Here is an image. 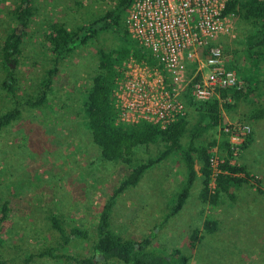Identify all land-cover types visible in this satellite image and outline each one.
Masks as SVG:
<instances>
[{
	"label": "rangeland",
	"instance_id": "374dc122",
	"mask_svg": "<svg viewBox=\"0 0 264 264\" xmlns=\"http://www.w3.org/2000/svg\"><path fill=\"white\" fill-rule=\"evenodd\" d=\"M33 2L36 15L24 34L16 62L9 63L10 68L5 69L1 63V46L16 27L12 12L20 0H0V115L41 91L47 71L54 67V56L44 39L51 22L62 23L68 30L86 28L112 5L94 0ZM251 29L249 23L235 18L232 30L220 38L226 63L233 59L237 63L234 71L240 67L247 71L245 41ZM117 44L115 32L102 31L87 45L78 47L56 64L58 71L43 107H20L19 119L0 130V207L4 202L9 207L0 229V264H82L64 258L38 257L37 253L62 242L48 220L51 213L59 217L67 233L78 225L94 238L105 202L129 170L128 165L100 158L82 111L85 91L91 85L98 63L97 50L108 52ZM8 72L15 80L13 93L2 87ZM257 104L264 106L262 76L256 77L248 100L236 102L229 111L222 110L219 125L203 134L198 143L215 139L219 144L225 123L249 124L253 140L240 153L237 164L260 179L264 189V120L247 119ZM187 113L191 129L198 114L189 108ZM187 141V138L182 140L183 144ZM161 149L160 144L138 147L133 164L154 157ZM195 169L199 170L198 163ZM184 173L178 156L147 170L136 186L116 198L110 213L113 232L127 240L140 241L147 237L149 249L166 253L177 248L190 257L187 264H264V193L243 185L232 189L233 201L220 194L217 205L212 207L199 199L198 174L182 209L167 217ZM207 217L217 222L216 230L211 233L202 230ZM195 229L201 230V239L190 251L187 240ZM92 253L91 239L74 238L54 252L77 260L91 257ZM106 264L124 263L111 259Z\"/></svg>",
	"mask_w": 264,
	"mask_h": 264
},
{
	"label": "trees",
	"instance_id": "16d2710c",
	"mask_svg": "<svg viewBox=\"0 0 264 264\" xmlns=\"http://www.w3.org/2000/svg\"><path fill=\"white\" fill-rule=\"evenodd\" d=\"M99 1L104 2L105 0ZM111 2L112 5L103 14L92 19L86 28L77 27L75 30H68L62 23L55 21L48 25L44 39L49 45L51 55L54 56V67L47 71L42 82V89L34 98L17 102L15 104L17 107L0 115V130L19 119L20 107L30 109L43 107L47 91L57 74L56 64L59 61L71 56L78 47L87 45L100 32H115L118 36L116 48L108 52L102 49L97 50L98 63L91 78V85L85 91L82 111L86 128L91 134L92 143L99 151L100 158L105 162H120L128 165L129 170L105 202L99 216L97 235L94 238H90L87 230L78 225L70 228L67 233L59 217L55 213H51L48 220L51 227L60 234L62 242L55 247L40 251L37 256H51L54 259L64 258L67 262L71 260L82 264H106L111 259L124 264H187L190 257L182 254L177 248L165 253L164 251L149 249L150 239L147 237L140 241L122 238L111 229L110 213L117 197L128 188L136 186L147 170L171 156L179 157L185 168V177L167 217L176 215L182 209L198 174L201 180L199 199L203 204H209L212 207L217 205L220 194H226L233 201L232 189H238L243 185L255 188L259 193H264L261 186L262 181L251 176L245 166L230 165L227 161L220 165V173L216 176L215 187L211 191L212 170L209 158L210 150L217 145V141L213 139L205 144L198 143L203 134L219 125L222 110L229 111L235 107L236 102L248 100L256 77L262 76L264 83V0H228L223 11L224 15H232L234 19L243 20L249 23L252 28L245 41L247 49L244 52V58L248 62L247 71H244L242 67L235 71L239 77L244 79V87L241 90L235 88L221 90L219 99L213 98L204 103L194 102L188 93L184 94L183 100L186 108L193 109L198 114V120L190 129V121L188 113H186L184 117L177 118L165 130L146 122L115 124V113L111 103L114 78L122 62L129 56L139 59L144 55L141 49L129 39L124 26V17L132 0H111ZM36 12L37 9L33 0H20L19 5L13 9L12 14L16 27L6 35L1 46V63L5 69L10 68L9 63L16 62L15 57L20 53V44ZM221 48L224 50L223 47ZM236 66L237 63L234 59L226 63V68L230 70H234ZM14 82V77L8 72L6 81L3 80L2 82V87L8 93H13ZM257 105L250 111L247 118L254 122L264 120V106ZM183 138L188 139L187 144H183ZM252 140L253 134L251 132L241 145V152L250 146ZM155 144H160L162 149L154 157L133 164L135 149ZM218 146L221 152H225L228 147L222 132ZM196 163L199 164L198 171L195 169ZM8 210V203L4 202L0 207V229L6 220ZM216 227L217 222L207 217L204 220L202 230L211 233L216 230ZM200 232L201 230L195 229L188 238L187 246L190 251L195 249L197 242L201 239ZM73 238L86 241L91 239L93 255L77 260L71 256L54 254L57 249L64 248ZM1 243L2 239H0V245Z\"/></svg>",
	"mask_w": 264,
	"mask_h": 264
},
{
	"label": "built area",
	"instance_id": "2783aa9c",
	"mask_svg": "<svg viewBox=\"0 0 264 264\" xmlns=\"http://www.w3.org/2000/svg\"><path fill=\"white\" fill-rule=\"evenodd\" d=\"M227 2L132 0L124 26L144 56H129L114 78L111 103L116 125L146 122L165 130L186 115L184 94L204 103L219 99L221 90L244 87V79L226 68L219 43L233 28V16L223 14ZM220 131L228 147L221 152L217 143L210 150V189L220 165L226 161L238 165L240 147L252 132L245 122L225 123Z\"/></svg>",
	"mask_w": 264,
	"mask_h": 264
},
{
	"label": "crops",
	"instance_id": "0c3cea01",
	"mask_svg": "<svg viewBox=\"0 0 264 264\" xmlns=\"http://www.w3.org/2000/svg\"><path fill=\"white\" fill-rule=\"evenodd\" d=\"M261 186H262V184H261ZM263 189V188H262Z\"/></svg>",
	"mask_w": 264,
	"mask_h": 264
}]
</instances>
